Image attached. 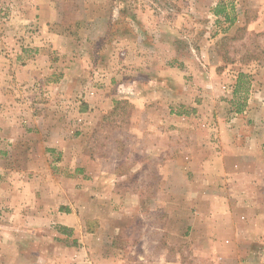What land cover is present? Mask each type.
<instances>
[{
	"label": "rangeland",
	"instance_id": "obj_1",
	"mask_svg": "<svg viewBox=\"0 0 264 264\" xmlns=\"http://www.w3.org/2000/svg\"><path fill=\"white\" fill-rule=\"evenodd\" d=\"M26 1L30 0H0V58L11 60L8 70H2L0 63V191L5 187L2 186V181L7 182L8 179L9 187L6 188L10 190H33L45 185L46 182H34L32 171L37 169L43 178H48L50 174H83L82 168L74 170V166L68 163V154H65L64 150L52 148L48 144L40 143L38 147H34L33 153L30 148L28 154L21 152L22 143L33 141L32 131L36 125L41 128L50 125L59 134L65 133L66 152L68 149H83L85 154H89L99 163L96 167L100 168L101 162L105 161V166L116 167L119 172L126 173L124 185L139 186V190L146 195V200L153 198L159 189V176L164 168L161 160H172L181 156L185 158V164H174L168 168L169 189L172 182H175L174 184L183 185L187 195L199 194V200L195 204L189 200L181 203L184 211L180 217L185 218L184 227L177 229V222L169 219V233L164 236L159 228L161 224L165 225L166 217L159 210H151L147 215H134L131 222L135 228L125 231L126 240H123L130 242L121 249L127 252L129 259L133 258L130 260L131 264H138L135 263L134 252L144 254L145 251L153 258H160L162 254L168 257L171 264H241L244 250L241 246V217H244V214L240 213V206H251L264 198V83L261 82L264 78V30L257 32L253 30L256 29L253 24L247 23L261 8L259 1L200 0L198 3L199 0H89L98 5V13L108 14L110 17L108 32L99 45L112 46V33L115 31L120 32L122 38L120 45L115 44V56L108 55L109 67H112L113 62L118 72L110 71L105 77L106 93L112 94L114 85L117 87L118 83L122 85L129 82L134 68L131 67L129 71L130 68L126 65H136L138 68L152 61L147 52L139 50L145 49L136 44V36L125 37L131 33L130 18H190H185L188 26H185L187 28L184 33H176L174 38L167 35L170 41H174L175 55H170L164 49L159 55L160 59L153 61L158 67L163 66V70L178 67L177 74L167 72L163 77L169 80H172V77H184V80L188 81L193 77L189 66L196 65V57L208 68V62H216L215 86L188 87L184 103L174 102L169 95L162 98L163 102L159 104L163 115L170 112L184 114V117L179 121L168 120L170 133L148 130L141 135L143 139H147L143 142L151 149V160L142 165L141 170L132 173L129 172L134 169L132 163L140 156L130 150L129 144L135 136L133 131L140 130L144 124H147L149 129L156 126L157 113L155 118L148 117L146 121L139 115L146 107L147 111H158L157 100L156 104L152 102L149 105L147 102H134L126 96L128 90L121 87L119 94L122 97L103 108L105 114L101 119L96 121L94 118V132L82 136L75 135L76 140L68 145V0H57L58 20L60 19L57 29L67 35L56 38V46L61 49V53L58 52L51 59L55 66L40 73L51 80L50 84L46 85L38 81L33 82V78H18V66L33 60L34 49L38 43V40L33 38L34 25L26 24L25 30L17 27H20V24H17L15 17L40 16ZM243 4L248 17L246 23L241 25L236 23V18ZM75 10L85 13L84 10ZM193 29L195 33L192 34ZM45 39L46 36L41 38V43ZM210 50L213 57L209 55ZM97 60L99 61V57ZM239 73L243 75L238 81ZM27 76L28 74L25 75L26 78ZM237 82L239 83L236 87ZM166 84L161 82V86L166 90H163V94L169 93L170 89L180 91V86L168 84L165 87ZM78 99L83 101L79 96ZM84 103L79 102L77 105ZM37 115L43 116L35 119ZM156 130L160 131L158 128ZM59 134L50 139L53 144H58L61 135ZM50 141L48 140V143ZM234 145H241L242 149L236 151ZM235 152L242 154L239 157L244 155V159L240 160L244 162L243 165L230 164L238 160L235 158ZM32 155L40 158L42 164H33ZM96 157L99 158L98 161ZM30 197L27 194L25 199H31ZM212 199L218 208L217 217L234 218L230 223L234 242L232 247L217 243L218 238L209 250L204 245L195 246L198 236L194 238L192 224L189 223L193 221L192 215H195L196 207L199 205L201 209H208ZM47 200L50 203L54 201L52 198ZM159 200H156L158 204ZM223 209L229 212L223 214ZM2 215L0 211V222ZM144 223L148 224L149 228L143 230ZM224 225L223 219L219 231L217 230L220 238L227 236L223 230ZM2 237L6 236L0 233V238ZM44 237H51V234L47 232ZM177 257L179 260H175Z\"/></svg>",
	"mask_w": 264,
	"mask_h": 264
},
{
	"label": "crops",
	"instance_id": "obj_2",
	"mask_svg": "<svg viewBox=\"0 0 264 264\" xmlns=\"http://www.w3.org/2000/svg\"><path fill=\"white\" fill-rule=\"evenodd\" d=\"M213 1L211 0V2ZM258 1L261 8L256 11V16L247 21L248 14L243 4V8L236 18V23L243 25L247 21L248 24H253V27L256 28H252L253 30L257 32L264 30V0ZM26 3L40 16L15 17L17 24H20V27H17L25 30L26 24L34 25L33 38L37 39L38 43L34 49L33 60L18 66V78L20 80L33 78V82L38 81L43 85L50 84L51 80L43 77L40 73L55 66L51 59L58 52L61 53V49L56 46V38L67 35L62 30L57 29L58 24H60L58 1L30 0ZM97 6L94 1L68 0V103L70 107H68V145L76 140L75 135L82 136L94 132V118L96 121L101 119L105 114L103 108L108 103H113L115 99L122 97L119 94L121 87L128 90L126 96L134 102L141 104L147 102L146 104L149 105L152 102L156 104L157 100L158 111L153 113L147 111L146 107L144 112L142 110L139 115L146 121L148 117L155 118L154 115L157 113L156 126L149 129L148 125L144 124L140 130L133 131L135 136L129 144L130 150H134L140 156L138 159H134V163H132L134 169L129 170L132 173L141 170L142 165L151 160L149 156L151 149L144 144L143 141H147V139H143L141 135L148 130L156 133H170L168 120L179 121L184 117V114L170 112L163 115L160 110L161 104H159L163 102L162 98L169 95L174 102L184 103L187 99L186 92L189 89H186L188 87L212 88L217 83L216 62L215 60L212 62L214 65L208 62L210 64L208 68L196 57L198 60L196 65L189 66L193 77L188 81H185L184 77L181 79L172 77V80L163 77L167 75V72L177 74L179 72L178 67H168L169 70H163V66L158 67L153 61L160 59L161 56L159 55L163 53L164 49L170 55H175L174 41H170L167 35L174 38V34L179 33L181 35L184 33L187 28L185 26H188L185 23V18L188 20L190 18H130L131 33L125 37L136 36V44L145 49L144 51L139 50L147 52L152 61L138 68L136 65H126L130 68L129 71H131V67L134 68L129 82L122 85L118 83L117 87L114 85L116 90L113 89L112 94L106 93L104 86H106L107 81L105 77L110 71L116 70L118 72L113 62L111 63L112 67H109L108 55L115 56L116 46L121 44L122 38L120 32L115 31L112 33V46L99 45L108 32L110 17L108 14L98 13ZM75 9L84 10L85 13H79ZM93 10L96 11L93 12ZM113 26L115 27L114 23ZM193 33H195L194 29L192 30ZM13 34L14 32L11 36ZM44 36L46 39L41 43L40 39ZM115 44L117 45L115 46ZM200 51L202 52V50ZM211 53L212 50L209 51L210 56ZM98 57L99 61L97 60ZM0 63L2 70H8L11 60L1 57ZM164 67L167 66L164 65ZM140 71L144 73H140ZM26 74H28L27 78L25 77ZM161 82L163 84L168 82L169 85L176 84L180 86V91L170 89L169 93L165 94L164 92L163 94L165 89L161 86ZM261 82L264 83V78ZM186 83L187 85H185ZM78 96L86 104L78 106L79 102H83L78 99ZM39 116L37 115L35 119H39ZM157 128L160 131H157ZM32 132L33 141L21 144L23 145L22 153L28 154L29 148L33 153L35 146L38 147L40 143L48 144L52 148L64 150L65 154H68V163L74 166V170L78 167L82 168L83 174H50L48 178H43L39 169L33 170L34 182H46L45 185L38 186L33 190L20 188L10 190L6 188L9 187L10 180L2 181L1 184L5 187H2L0 191V211L3 214L2 222H0V233L6 237L0 238V264H131L130 260L133 258L129 259L127 252L121 247L130 242L123 240H126L124 238L125 231L135 228L131 222L134 215L142 216L144 213L147 215V212L151 210H159L166 217L164 218L165 225L161 224L159 228L161 233L166 236L169 233V219L177 222V229L184 227L185 218L180 217L184 211L181 207L182 201L189 200L195 204L199 200L198 193H192L191 196L187 195L183 190V185H179V183L174 184L175 182H172L171 189H169L168 168L174 164H185L184 157L161 160V165H164V168L159 176V189L153 198L146 200V195L139 190V186L124 185L126 173L119 172L116 167L105 166V161L101 162L100 168L96 167L99 163H96L89 154H85L83 149H68L66 152L65 133H60V135L50 125L42 126V128L36 125ZM57 134L60 135L58 144H53L50 139ZM262 136H264V132ZM1 139L3 140V137ZM234 148L239 151L242 146L234 145ZM160 149L162 150L161 145ZM235 153L237 154L235 158L238 160L237 162L232 161L230 164L243 165L244 162L240 160L244 159V155L239 157L242 154ZM95 159L99 160L98 157ZM262 159L264 160V157ZM31 161L35 165L42 164V160L33 155ZM85 174L87 176H84ZM27 194L29 197L31 196V199H25ZM47 198H52L54 201L50 203ZM157 199H160V204L157 203ZM51 204H56V206ZM217 209L214 199L210 200L208 209H201L199 205L196 207L195 215H192L193 221L189 223L192 224L194 238L198 236L195 246L204 245L209 250L216 244L217 241L214 240L217 238L219 244L228 245V247L234 245L230 224L234 218L229 216L217 217ZM224 210L221 211L223 214L229 212ZM239 210L240 213L244 214V217H241L243 223L241 246L244 248L240 259L241 264H264V198L257 204L240 206ZM223 219L226 225H224L223 230L227 236L224 235V238H220L217 235V230L219 231ZM147 228H149L148 224L144 223L143 230ZM47 232L51 234V237H44ZM134 253L135 263L138 262V264L157 262L171 264L168 257H164L162 254L160 258H153L148 255L147 251L144 254ZM175 260H179L178 257Z\"/></svg>",
	"mask_w": 264,
	"mask_h": 264
},
{
	"label": "trees",
	"instance_id": "obj_3",
	"mask_svg": "<svg viewBox=\"0 0 264 264\" xmlns=\"http://www.w3.org/2000/svg\"><path fill=\"white\" fill-rule=\"evenodd\" d=\"M242 75H243L242 73H239V74H238V81H239V78L242 77ZM238 83H239V82L236 83V87L238 86Z\"/></svg>",
	"mask_w": 264,
	"mask_h": 264
}]
</instances>
